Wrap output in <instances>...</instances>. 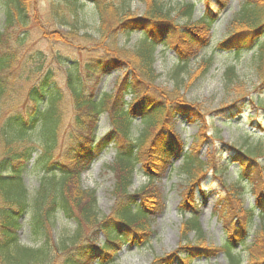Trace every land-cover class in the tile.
Segmentation results:
<instances>
[{
  "label": "trees",
  "instance_id": "16d2710c",
  "mask_svg": "<svg viewBox=\"0 0 264 264\" xmlns=\"http://www.w3.org/2000/svg\"><path fill=\"white\" fill-rule=\"evenodd\" d=\"M71 1L62 7L60 0H53L42 11L46 16L49 13L54 25L65 29L48 31L39 24L42 19L39 21L35 15L39 12L38 0H0L3 14L0 27V264H105L109 260L114 263L117 254L114 246L126 242L130 233L134 244L150 241L152 218L160 204L155 186L173 160H182L179 174L184 177L185 185L191 187L183 199L182 211L187 208L196 211L199 203L194 197L195 189L205 181L208 170L216 176L226 170V163L223 159L216 161V156L207 157L205 161L200 159V148L207 141L205 128L186 151L173 124L179 117L196 122L203 113L181 94L158 88L159 75L155 69L157 47H168L171 40L175 42L172 46L180 62L198 57L209 46L217 16L207 10L199 21L189 20L186 26H181L172 19L169 10L155 1L143 0L148 8L142 17H137L130 8H119L114 0H84L92 4L97 13L100 39L96 41L87 32L80 36L85 27L81 25L78 6L84 4L79 0ZM217 1L225 9L229 0ZM194 10L193 4L187 5L183 14L191 18ZM33 20L38 21L39 31L33 29ZM232 31L222 47L237 58L257 48L254 61L258 85L251 100L264 110V0H244ZM36 32L47 44L56 42L80 58L52 53L51 63L44 67L47 59L42 51L25 46L35 40ZM134 33H140L142 45L134 51L120 48L117 38ZM212 61V58L204 61L201 76L208 72ZM121 71L123 74L113 91L97 90L104 77ZM33 73L40 76L32 84ZM60 73L65 76L63 86L57 81ZM226 76L230 83L237 80L236 68L229 67ZM87 84H93L94 92H88ZM129 95L132 100L127 102ZM12 97L22 99L24 108L2 113L1 107ZM238 108L239 105H234L223 109L222 117L232 118L230 115ZM232 109L234 111L228 113ZM103 116L109 117L112 131L99 139L98 126ZM136 125L141 127L137 133ZM64 139H68V143L63 145ZM120 141L123 145L109 166L115 177L114 213L100 220L95 212V193L83 189L82 175L103 146L117 145ZM231 150L240 154L230 155L232 161L240 165L264 155L262 145L245 151L234 147ZM140 164L148 180L132 193ZM31 170L41 175L34 193L25 182ZM251 182L255 191L260 189L258 194H253L256 204L244 214L242 219L246 222L234 231V236H229L223 247L230 264H242L234 250L238 242L246 245L253 230L252 220L256 213L264 212V183ZM245 186L243 181L224 185L225 192L220 198L224 209H231L226 200L235 193L243 200ZM189 200L195 205L187 206L185 201ZM58 214L73 221L76 229L56 240L52 233ZM26 220L30 237L41 243L38 247L22 244L20 233ZM84 225H95L103 231L105 241L101 242V247H97L93 239L79 242ZM199 229L196 217L187 219L183 225V240ZM254 243L250 250L258 259L256 264H264V244ZM215 252L196 249L190 254L210 256ZM167 261L156 260L153 264H167Z\"/></svg>",
  "mask_w": 264,
  "mask_h": 264
},
{
  "label": "rangeland",
  "instance_id": "374dc122",
  "mask_svg": "<svg viewBox=\"0 0 264 264\" xmlns=\"http://www.w3.org/2000/svg\"><path fill=\"white\" fill-rule=\"evenodd\" d=\"M51 1L53 0H38L37 8L39 12L35 15L39 21L42 19L39 24L48 31L49 29L53 31L54 29L57 31L65 30L58 24H53L48 12V16L42 12ZM60 1L62 7H66L68 2H72L71 0ZM80 1L84 6H78V9L80 8L79 18L82 27H85L81 30L80 36L87 32L93 35V39L98 41L100 35L97 33L99 20L96 10L92 4L84 3V0ZM152 1L162 4L164 8L169 10L172 19L181 26H186V22L189 20L199 21L207 10L212 11L217 16L212 25L209 46L198 57L188 62H180L177 51L172 46L175 42L171 40L168 42V47H157L155 69L159 75L156 81L158 88L181 94L183 99L195 103L203 113V116L196 122H191L185 117H179L176 119L177 122L173 124L176 134L186 146V151L193 145L194 137H197L205 128L207 141L205 139L206 143L200 148L199 157L203 161L207 157L214 156H216V161L223 159L222 161L226 163V170L220 173L221 176H216L212 170H208L205 181L195 189L194 197L199 203L196 206V211L187 208L184 212L182 211L185 204H183V199L191 187L185 185L184 177L179 174L178 169L182 160H173L171 165L166 168L163 177L157 182V186H155V190L160 196V204L152 218L150 241L139 245L134 244L131 242L132 233H130L126 242L114 246L117 252L115 262L112 263L109 260L105 264H153L156 260L162 259H167V264H230L223 251L224 244L228 241L229 236H234V231L246 222L242 219L244 214L256 204V198L253 194H258L260 189L255 191L251 181L258 180V184L264 183V155L260 158L256 157L255 160L247 162L246 165L234 163L230 157V155H240L231 150L233 147L242 151L259 145L264 147V110H261L251 100L258 85L257 64L254 61L257 48H253V50L237 58L232 52L222 47V44L229 39L234 31V29L232 31V25L243 8L244 0H229L225 9H222L217 0H148L150 3ZM114 3L119 8H130L132 14L137 17H142L148 8L143 0H114ZM190 4L195 6L191 18L183 14V8ZM2 17L3 14L0 13V27ZM47 22L50 25H47ZM32 23H34L33 29L39 31V28H36L38 21L34 22L33 20ZM34 38L33 42L28 41L25 46L27 49H40L42 51L47 59L44 67L51 63L52 53H62L69 55V57L80 58L77 54L59 47L56 42L47 44L46 41H42L38 32H36ZM38 39H41V41ZM117 41L120 48L128 51L137 50V47L142 45L140 33L122 34L117 38ZM209 58L213 60L211 67L204 76H201L203 63ZM229 67H235L238 75V79H234L232 83L227 81L226 76ZM122 74L123 71L113 72L111 75L104 77L97 86V90L99 92L113 91ZM39 76L40 73L37 75L35 73L31 74V83L36 82ZM64 78L63 73L57 75L59 86L64 85ZM87 85L88 92H94L93 84ZM131 100L132 96L126 97L127 102ZM234 105H239V108L235 112H233V109L228 112H233L230 115L232 118L222 117L221 111L234 107ZM23 108L24 102H22V99L12 97L6 102L5 106L1 107V112L9 113ZM252 117L255 118L253 121L250 120ZM140 129L141 127L136 125L135 133ZM110 131H112V125L109 117L103 116L99 122L97 137L102 139ZM121 142L117 145H102L99 156L91 164L89 170L82 175L83 189L95 193V212L100 220L111 217L114 213L116 205V199L113 195L115 177L109 166L112 165L118 149L123 145ZM67 143L68 139H64L62 144ZM65 163L72 166L67 161ZM142 168L141 164L137 167L134 184L131 188L132 193L138 191L147 183L148 179ZM246 175L252 179L249 180ZM40 178L41 175L37 170H31L25 176L26 185L31 193L38 189ZM242 181L246 184V189H244L246 195L242 200L243 202L238 198V193H235L226 200L231 209H224L220 200L225 192L224 185L229 186ZM185 202L188 203L187 206L195 205L193 200ZM194 217L199 220L200 229L189 233L187 240H183V238L185 239L182 233L183 225L187 219ZM94 226H83L79 242H89L88 239H93L97 247H101V242L105 241V234L101 229ZM251 226L253 230L248 235L246 245L238 242L237 248L234 250L242 264H256L258 260L256 256L253 257L250 248L254 242L264 244L263 241L261 242L262 237H264V212L256 213ZM75 229L76 225L73 221H68L62 214H58L52 234L56 240H59L65 235L74 233ZM29 232V224L26 220L20 233L22 244L31 248L40 246V241L32 239ZM135 235L138 236L136 233ZM196 249L214 250L216 252L210 256H193V254H190L191 250ZM253 251L256 253L255 248H253ZM83 264L102 263L85 262Z\"/></svg>",
  "mask_w": 264,
  "mask_h": 264
}]
</instances>
